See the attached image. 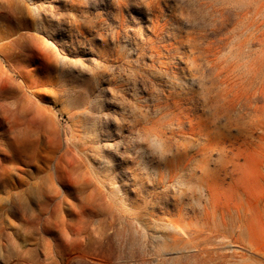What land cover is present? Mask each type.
I'll use <instances>...</instances> for the list:
<instances>
[{
    "label": "rangeland",
    "instance_id": "obj_1",
    "mask_svg": "<svg viewBox=\"0 0 264 264\" xmlns=\"http://www.w3.org/2000/svg\"><path fill=\"white\" fill-rule=\"evenodd\" d=\"M0 264H264V0H0Z\"/></svg>",
    "mask_w": 264,
    "mask_h": 264
},
{
    "label": "snow or ice",
    "instance_id": "obj_2",
    "mask_svg": "<svg viewBox=\"0 0 264 264\" xmlns=\"http://www.w3.org/2000/svg\"><path fill=\"white\" fill-rule=\"evenodd\" d=\"M154 147V149L156 148V146H153Z\"/></svg>",
    "mask_w": 264,
    "mask_h": 264
}]
</instances>
